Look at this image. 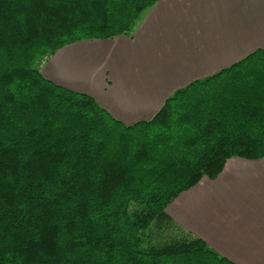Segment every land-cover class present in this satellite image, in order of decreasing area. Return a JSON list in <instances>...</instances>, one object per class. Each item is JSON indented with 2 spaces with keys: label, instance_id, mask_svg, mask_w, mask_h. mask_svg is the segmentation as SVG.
I'll return each mask as SVG.
<instances>
[{
  "label": "trees",
  "instance_id": "16d2710c",
  "mask_svg": "<svg viewBox=\"0 0 264 264\" xmlns=\"http://www.w3.org/2000/svg\"><path fill=\"white\" fill-rule=\"evenodd\" d=\"M157 0H0V264H236L167 205L229 158L264 157V49L126 124L39 69L131 37Z\"/></svg>",
  "mask_w": 264,
  "mask_h": 264
},
{
  "label": "crops",
  "instance_id": "0c3cea01",
  "mask_svg": "<svg viewBox=\"0 0 264 264\" xmlns=\"http://www.w3.org/2000/svg\"><path fill=\"white\" fill-rule=\"evenodd\" d=\"M259 48L264 0H157L131 37L67 44L40 70L132 124L151 118L175 90ZM169 204L175 222L234 263L264 264V157L229 158L217 177Z\"/></svg>",
  "mask_w": 264,
  "mask_h": 264
},
{
  "label": "rangeland",
  "instance_id": "374dc122",
  "mask_svg": "<svg viewBox=\"0 0 264 264\" xmlns=\"http://www.w3.org/2000/svg\"><path fill=\"white\" fill-rule=\"evenodd\" d=\"M145 12H146V10H145L143 13H141V16H140L139 19L137 20V23L140 21L141 17L144 15ZM42 66H43V61L39 64V66H38L39 69H41ZM169 205H170V204H168L167 207H169ZM167 207H166V209H167ZM168 209H169V208H168Z\"/></svg>",
  "mask_w": 264,
  "mask_h": 264
}]
</instances>
